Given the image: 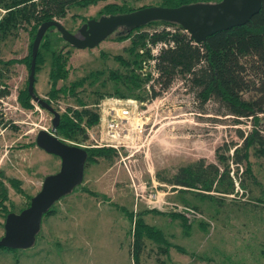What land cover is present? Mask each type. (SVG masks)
I'll return each mask as SVG.
<instances>
[{"label":"rangeland","instance_id":"374dc122","mask_svg":"<svg viewBox=\"0 0 264 264\" xmlns=\"http://www.w3.org/2000/svg\"><path fill=\"white\" fill-rule=\"evenodd\" d=\"M206 1L213 3L214 0ZM108 2L121 3L122 0L71 7L62 18L54 20L69 32H76L82 19L97 17V12ZM124 2L131 8L157 3L156 0ZM28 30L29 26L24 24L14 36L0 43L2 60L19 59L26 54L30 41ZM45 32L51 43L50 49L44 53V62L33 83V90L43 99L49 87L50 50L64 46L54 28L49 27ZM127 45V40L104 39L93 48L64 46L69 52L68 75L65 80L57 82V87H66L72 81L83 79L82 86L75 90L76 97L98 111L108 99L116 98L106 95L114 86L105 76L108 69L118 67L112 56L124 55L122 48ZM96 71L103 73L92 77ZM27 75L23 64H12L5 81L7 94L0 98V172L14 212L25 207L26 196L34 195L42 179L59 168L56 156L30 145L39 130L49 131L52 115L34 101L32 109L24 110L19 106L16 95L27 86ZM156 88L154 86V90ZM96 94L103 96L94 107ZM135 102L133 117L141 123L142 132L131 141L126 138L110 144L114 145L110 148L116 147L113 148L115 156L97 158L83 170L81 186L105 195L116 205L110 206L99 197L79 190L62 197L53 205L55 212L41 218L35 243L25 249H0V264H133L128 253L131 241L127 231L129 221L120 207L132 212L157 209L165 214L187 213L188 236L182 234L178 220L166 215L149 213L143 216V220L161 229L171 244L195 254V258L188 254H184L186 258L181 257L173 248L167 255L155 253L154 246L148 244L140 264H158L159 261L161 264H264V159L250 156L256 183L247 180V189L243 192L235 184L237 193L225 197L222 205L178 193L170 185L158 181L155 175H170L179 166L198 158L215 163V148L230 140L238 142L234 128L247 130L248 121L232 125L226 117L214 114L217 105L211 101L204 105L205 111L201 113L199 103L186 91L179 77L155 98ZM49 105L58 113L66 107H79L74 96L68 94H59L55 101L50 100ZM130 111H134L131 106ZM91 136L92 133L88 134L87 139L79 144H102L97 132H93L96 142ZM9 178L18 180L21 193L8 184L6 180Z\"/></svg>","mask_w":264,"mask_h":264},{"label":"trees","instance_id":"16d2710c","mask_svg":"<svg viewBox=\"0 0 264 264\" xmlns=\"http://www.w3.org/2000/svg\"><path fill=\"white\" fill-rule=\"evenodd\" d=\"M104 1L107 0H0V43L14 36L17 29L24 24L29 26L28 35L30 36L24 56L8 60H2L0 57V98L7 94L5 81L9 78V67L12 64H23L28 74L31 43L42 22L62 18L67 9L71 7H87ZM124 1L104 4L97 12V17L127 13L146 7L142 5L131 8ZM156 1L155 6L168 8L208 3L206 0ZM218 1L220 0L213 2ZM85 20L87 19H82L83 22ZM146 28L148 29L145 30ZM55 31L61 39L59 32L56 29ZM46 32L40 39L36 51L34 77L44 62V53L50 49L51 43L46 37ZM105 39L114 42L128 41V45L122 48L124 55L112 56L118 67L108 69L106 72V79L114 86L112 92L106 94L107 96L132 98L139 102L149 101L155 98L160 91L168 88L176 77H179L186 91L199 103L201 113L205 111L204 105L211 101L217 105L214 114L226 117L232 125H238L242 120L248 121L247 130L234 128L238 142L230 140L215 148V163L198 158L191 163L179 166L170 175L161 176L156 173L158 181L170 185L178 193L189 194L197 200H206L215 205H222L225 197L237 193L235 184L243 192L247 189V180L256 183L249 158L252 156L264 159V0H261L259 10L245 24L217 31L200 43H195L177 23L167 21H151L129 30L119 28ZM61 41L64 46H70L62 39ZM158 42H164L167 46L160 48L153 56L150 48ZM64 46L50 50L47 71L49 87L46 91V98L41 99L50 104V100L55 101L59 94L74 96L79 107H66L64 112L59 113L55 134L60 136L59 139L63 142L80 143L87 139L85 128L97 123L98 114L95 108L87 107L81 99L76 97L75 90L82 86L83 79L72 81L66 87H57V82L65 80L68 75L69 52L64 50ZM102 73V71H96L91 76L96 77ZM25 82L27 83V78ZM154 86H157L156 90ZM33 93L38 96L34 90ZM102 96L103 94H96L94 107L96 101ZM16 100L24 110L33 107V100L27 92L26 85L17 92ZM30 145H35V142L33 141ZM82 148L86 153L84 167L97 158H111L116 155L115 150L110 147ZM2 180L3 174L0 172L1 227L5 216L14 212L13 204L9 201ZM6 181L15 191L22 192L18 180L9 178ZM81 183L64 196L79 190L90 196L99 197L101 201L110 206L116 205L110 202L105 195L90 191L81 186ZM30 197L26 196L25 207L28 206ZM257 200L261 201V199ZM54 203L42 214V217L55 212ZM119 209L129 221L127 231L131 236V241L128 253L133 264H140V258L148 244L154 246L155 253L162 255H167L169 249L173 248L180 254L195 257V254L187 253L182 247L171 244L161 229L143 220V216L149 213L166 215L172 220H178L182 234L188 236L190 223L184 213L168 212L165 214L157 209H146L139 212L127 211L122 207ZM38 235L39 230L34 236L32 245ZM0 249L14 250L4 247ZM158 264L161 262L159 261Z\"/></svg>","mask_w":264,"mask_h":264},{"label":"water","instance_id":"95a60500","mask_svg":"<svg viewBox=\"0 0 264 264\" xmlns=\"http://www.w3.org/2000/svg\"><path fill=\"white\" fill-rule=\"evenodd\" d=\"M261 0H220L213 3H194L168 8L146 6L114 15L87 19L73 35L56 20L42 22L31 43L30 65L27 75V92L31 99L52 115L49 131L39 130L34 138L35 146L59 159L56 172L46 175L29 204L19 212L8 213L3 222L0 247L25 249L32 245L40 227L42 214L60 197L82 182L86 153L83 148L60 140L55 134L59 121L56 112L43 99L34 95V59L45 30L54 27L61 39L76 49L93 48L119 28L127 30L151 21H167L180 25L195 43L217 31L245 24L260 8Z\"/></svg>","mask_w":264,"mask_h":264},{"label":"built area","instance_id":"2783aa9c","mask_svg":"<svg viewBox=\"0 0 264 264\" xmlns=\"http://www.w3.org/2000/svg\"><path fill=\"white\" fill-rule=\"evenodd\" d=\"M170 45V44H169ZM166 43L158 42L151 46V54L154 56L157 54L160 48L166 47ZM131 108L134 111H130ZM136 102L132 98H110L103 105L100 106L97 111L98 121L95 125L85 128L86 134L92 133V138L96 142L93 132L98 133V141L102 144L95 145H82L74 143L78 147H102V146H114L110 144L120 143L122 140L129 138V141L134 137L136 138L141 130V123H138L137 118L133 117L136 108ZM64 112V109L59 110V113ZM134 118V119H133ZM69 143V142H68ZM72 143V142H70ZM109 143V145H108ZM116 148V147H112ZM187 215V213H186ZM187 217V216H186Z\"/></svg>","mask_w":264,"mask_h":264},{"label":"flooded vegetation","instance_id":"af4514ba","mask_svg":"<svg viewBox=\"0 0 264 264\" xmlns=\"http://www.w3.org/2000/svg\"><path fill=\"white\" fill-rule=\"evenodd\" d=\"M97 18H98V17H97ZM97 18H93V19H97ZM89 19H90V18H89ZM85 21H86V20H85ZM85 21H84V22H85ZM84 22H82V23H84ZM82 23H81V24H82ZM81 24H80V25H81ZM80 25H79V26H80ZM77 29H78V27L75 29L76 32H71V33H72L73 35L77 36V37H80V36L78 35V33H77ZM2 232H3V230H2Z\"/></svg>","mask_w":264,"mask_h":264},{"label":"crops","instance_id":"0c3cea01","mask_svg":"<svg viewBox=\"0 0 264 264\" xmlns=\"http://www.w3.org/2000/svg\"><path fill=\"white\" fill-rule=\"evenodd\" d=\"M181 255V257H184V258H186V256L184 255V254H180ZM160 256H162V255H160ZM191 258H195V257H191ZM197 259V258H196ZM190 260V259H189Z\"/></svg>","mask_w":264,"mask_h":264}]
</instances>
